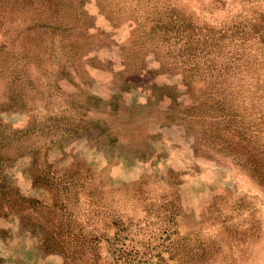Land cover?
I'll list each match as a JSON object with an SVG mask.
<instances>
[{"label":"rangeland","instance_id":"374dc122","mask_svg":"<svg viewBox=\"0 0 264 264\" xmlns=\"http://www.w3.org/2000/svg\"><path fill=\"white\" fill-rule=\"evenodd\" d=\"M257 14L264 0H0V264H264V188L190 117L218 101L233 153L264 157V35L216 83L186 80L181 54Z\"/></svg>","mask_w":264,"mask_h":264},{"label":"trees","instance_id":"16d2710c","mask_svg":"<svg viewBox=\"0 0 264 264\" xmlns=\"http://www.w3.org/2000/svg\"><path fill=\"white\" fill-rule=\"evenodd\" d=\"M263 23L264 19L257 14L249 19L235 21L234 23L222 28H198V31L194 34L195 37L193 39H191L189 34L186 35V39L183 42L184 44L181 49V54L184 57L183 65L185 66V69L183 70L185 73L184 78L187 80L194 76L193 78L197 77L199 81H215L218 75L213 77V74L214 72H219L220 74V68L222 65L225 64L229 66L230 64L238 63L245 58L241 53V50L244 51L243 44L257 35H264ZM261 42H263V40H261ZM224 48H230V50L227 51L226 54L222 55V49ZM209 55H211L210 58L208 57ZM217 103L218 101L216 102V107H213L215 102L212 101V104H207L203 101V104H201L199 108L192 107L190 117L193 120V123L197 119H209V121H207V125L202 127L204 129L196 130V144H199L201 147H209L217 152H224L225 150L230 151L235 164L240 166L247 174L257 180L258 183H260V186L264 188V157L258 153L252 154L247 152L246 154L240 153L239 155L233 153L236 143H233L232 141L228 142L227 140L230 128L229 126L227 127L226 124L229 123V120L227 121L226 119L225 121V117L223 120L219 119L220 114L216 112L218 111ZM183 114L186 119L189 111L185 110ZM204 116L207 119H204ZM232 131L234 130L232 129ZM234 132L237 134L234 133L235 135L233 136L242 138L238 134V131ZM7 139L8 135L6 134V131L1 130L0 156L5 154L4 146ZM244 140L245 139L243 138L241 139V141ZM227 142L229 143V147L226 146ZM246 142L251 144V142L247 140Z\"/></svg>","mask_w":264,"mask_h":264}]
</instances>
